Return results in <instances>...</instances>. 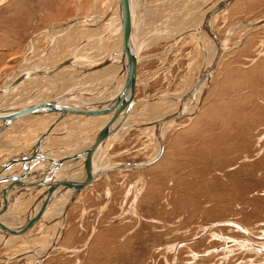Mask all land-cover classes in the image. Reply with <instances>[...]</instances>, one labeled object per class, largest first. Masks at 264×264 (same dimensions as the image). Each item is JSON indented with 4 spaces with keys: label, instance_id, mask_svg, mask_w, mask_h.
I'll return each mask as SVG.
<instances>
[{
    "label": "rangeland",
    "instance_id": "1",
    "mask_svg": "<svg viewBox=\"0 0 264 264\" xmlns=\"http://www.w3.org/2000/svg\"><path fill=\"white\" fill-rule=\"evenodd\" d=\"M211 1L145 0L143 10L153 22L151 36L162 38L142 47L136 58L126 123L120 131L125 132L103 154L109 165L142 162L154 156L158 144L155 128L150 132L139 126H148L152 119L177 110L181 98L208 68L205 63L211 62L217 48L213 40L204 34L175 39L199 28ZM111 4L117 5L113 0H0V88L9 85L11 75L19 73L23 79L0 97V105L20 102L25 96L21 103L28 102L29 82L33 80L28 81L23 70L35 66L25 49L30 36L49 25V29H60L75 17L77 21L92 17ZM189 15L194 18H186ZM260 17H264V0H236L215 19L211 30L227 47L193 107L195 116L181 117L165 129L163 153L153 165L109 170L75 190L79 192L69 200L62 238L41 264H264V23L253 27L244 24ZM78 32L75 29L60 43L52 44L58 58L52 56L48 61L65 60L62 50L71 44L67 54L82 47L84 41L77 39ZM165 32L168 35H162ZM46 36L41 35L42 39L32 45L35 51L41 50L36 55L39 58L51 41ZM80 81L68 84L69 92L64 86L63 92L69 96L77 93ZM39 115L43 117L38 119L35 114L11 121L3 141L0 135V144L8 145L6 151L25 154L32 149L31 141L38 149L47 145L54 137L45 138L44 134L39 142L34 136L39 125L51 127L61 121L82 125L80 119L69 122L48 112ZM87 124L82 125V133L94 130L93 124ZM3 152L0 149V165L5 159ZM20 205L21 201L14 215H24ZM32 208L25 212L29 215ZM47 208L38 207L35 214L11 226L10 233L23 238L19 240L23 245L1 249L0 264H31L32 258L42 255L40 251L44 252L56 233L55 216L41 212ZM42 216H47L46 222Z\"/></svg>",
    "mask_w": 264,
    "mask_h": 264
},
{
    "label": "bare ground",
    "instance_id": "2",
    "mask_svg": "<svg viewBox=\"0 0 264 264\" xmlns=\"http://www.w3.org/2000/svg\"><path fill=\"white\" fill-rule=\"evenodd\" d=\"M226 1L228 0H217L216 2L215 0H213V2L211 1L212 4H209L208 7L210 6L212 7L206 12L204 20L202 23H200L199 28L197 27V29L195 30H190L189 32H183L181 35L178 34V36L176 35L177 38L175 40L181 39L190 34H195L196 37L204 34L207 37H209L211 41L213 40L217 47L215 48L216 50L214 51L213 59H211V62H209L210 66H209V63L206 64L207 63L206 62L205 66L207 65L208 68L204 69V71L203 70L201 71V74L199 76V79H200L199 87L195 88V83H194L191 89L187 92L188 94L186 93L187 95L185 94L186 96L184 98H181V100L179 99L181 105L179 106V108H177V110H174L173 113L179 111L178 113L182 115L181 116L182 119L191 118L195 116L196 111L193 112V109H194L193 107L195 103L197 102V99H199L200 96L202 95L201 91L204 90V88L205 90L207 89L209 82L211 81V78H212L211 77L212 71L216 68L222 54L224 53L225 48L227 47L226 41L220 39L219 36H217L213 32V30H211V25L213 24V22L216 21L215 19L220 14H222L234 0H229L226 4H224V2ZM113 2L117 4V5L113 4L116 6L115 9L113 8V5L111 4V8H109L110 7L109 6L108 9H105V11L103 10V12L96 11L97 13L92 17H88V18L86 17L79 21H77V18L75 17L73 19L65 21L62 27L58 25L60 29H49L51 26L50 25L49 27L46 26L45 28H42L38 33L36 32V34H33L32 36H30V38L25 43L26 44L25 47H27L25 48L27 51L26 53L31 54L29 56L30 58L29 57L27 58L29 59L30 64L35 63L34 64L35 66L33 67L32 65L31 68H28L23 71L24 72L26 71L25 75L28 76L26 77L28 81L33 80V82L32 81L29 82L30 88L28 89V92H27L28 95L26 98L28 102L21 103V101L26 97L25 96L22 100H20V102H17L14 104L10 103L8 105H0V135H2L1 141H3L4 139L3 137L4 131L7 130L12 120H16L18 122L20 121L21 118L25 119L28 117H32L35 114L37 115V118L39 119V117L40 118L43 117L39 115V113H42V112L56 114L57 117L59 118H65L66 115L70 113L82 112V114L80 113L81 115L79 116H75V117L71 116L72 118L69 120H67L68 118L67 119L65 118V119L66 121H69V122L70 120L73 122H79V119H80L79 123L82 125L87 124V123L93 124L94 122L97 121L96 123L97 125L93 124L94 130L90 129L89 132H87V130L86 131L84 130L87 133L81 136L79 135L77 137H73L69 141L66 140L68 142L60 147L58 146V147L48 148V145L43 144L40 146L41 149L34 147L31 150L32 151L31 153L22 154L18 152L15 153V152L6 151L8 145H3V143L2 145L0 144V149L5 151L1 154L2 157L5 159L4 160L2 159L4 162H1L2 165H0L1 166L0 167L1 168L0 169V226H5L7 228V229H4L3 231L0 229V250L6 249V248L9 250L11 248L16 249L17 246L22 244L19 242V240H23V238L20 239L21 237L18 234L8 233V231L10 232L11 226H13L18 221H21L23 219L30 217L31 213L35 211L38 207L54 206L53 208H55V210H53L50 217L54 218L55 216V220L54 219L52 220H54V224H56V233L52 241L54 243L53 248L49 250L48 252L50 253L55 247L58 246L62 238L64 227L66 224L65 219L67 215L68 204H69L71 195L73 194V193L71 194V191L68 189V187L64 185H66L67 182L69 183V185L76 184L77 186L75 189L77 190L83 186H87L90 183H92L98 176H100V174L101 175H103V173L107 174V171L109 170L114 171V170H123V169L147 168L151 166V164L153 165L162 156L163 146H164L163 145L164 143L163 134H164L165 129L170 125L173 126V124H175L178 121V119L176 120L171 119V120L163 121L162 120L163 115H162L154 120L152 119L151 121L147 122V124L149 125L145 127H148V128L142 127V125L139 126L140 129L143 131H146L144 129H147V130L149 129L150 131L152 130V127L155 128L156 142L158 144H157L156 152L154 156L152 157V159L147 160L151 162L153 161L148 166H142L141 164H138L137 167H133V168L126 166L131 163H141V162H131V163L115 162V164L109 165L110 162L107 163L108 159L107 158L105 159L103 156V154L105 153V150L108 147L110 148L111 145L114 143V141L120 139L119 137H121L124 134L125 131L123 133L120 131L123 129L122 124L123 126H125L124 123H126L125 114H122L123 116H120L119 120L116 121L117 125L115 127L114 133L112 135L110 134L106 141H101L98 143L95 150L92 152L90 159L82 157V154H84L82 152L87 151V148L90 147V145L92 144L96 131L99 130L102 126L109 123L115 114L113 110L99 111L95 109L93 110V107L99 108L100 105L114 104L116 102L117 96H119L123 88L126 87L127 77H126L125 65H126V61L131 58V55H130L131 46H133V51H134V55H133L134 64L132 66V70H133L135 68L136 58L140 54L139 52L142 49V47L145 48L150 43L154 44V42L162 38L160 37V35L151 36L154 34V33L151 34L152 33L151 24H153V22L149 21L150 19L149 20L147 19L148 12L143 10L144 8L143 5H145V0H124V1L123 0H113ZM127 5H128L127 14H129L127 15V17H130V20H131L130 21V24H131L130 32L128 33H126V23L123 22L124 16L122 14L124 12V9L127 7ZM213 8H218L219 10H216V13L207 22L208 30H210V32H208L207 28H205L203 24L205 23L206 19L208 18L207 17L208 14L211 12ZM186 18H194V17H191V15H189ZM263 23H264V17L257 19L255 21L249 22V23H244V24H247V26L249 27H253V26L261 25ZM116 28L118 30H116ZM75 29L79 31L77 39L79 40L80 38H82L84 41L82 47H80L81 49L76 48V50L74 51L71 50L72 52L71 54L70 52L67 54L68 50L71 48L70 46H72L71 44L70 46L66 47V50L65 49L62 50V52H64L67 56L65 57V60L61 61L57 59L55 61L53 60L54 62L53 61L49 62L48 59H50V57L52 56H54V58H58V54L53 55V52L54 51L56 52L57 48L52 47V44L54 43L56 44V41L60 43L59 40L61 38H63L64 40L70 35V32L72 33ZM82 29H85L84 32L82 31ZM166 32L162 33V35L164 36L168 35L172 31H169L168 34ZM43 34L47 35L46 37L49 38L51 41H49L50 44L45 50H43L44 48L42 49L43 53L41 52L42 54L40 55V58H39L36 55L41 50L35 51L34 50L35 47L32 45L35 44L36 40H38L39 37H41V35L43 36ZM100 36H102V38ZM173 36L175 35L172 34L171 37ZM118 39H121V40L118 41ZM52 40H53V43H52ZM63 40H61V44ZM59 53L61 56L62 53L60 51ZM23 62L24 61L22 59L21 63ZM16 69L14 70V72L16 71ZM34 71L35 73H33ZM11 76L9 77V81H8L10 82L9 85L4 88H0V97H2L5 93H7L9 89L11 88V86L15 84L18 80L19 81L23 80L21 79L22 76H19V73L17 76H15L16 78L15 77L11 78ZM39 76H41L42 78V79L40 78L41 81L38 80ZM79 80L82 81V82L80 81L82 85L78 84L79 85L78 86L77 83L74 84L79 87V88H75L76 91H78L77 93L73 94V92L70 91L71 95L72 94L73 95L69 96L70 93H68L69 94L68 95L63 92L64 86L66 87L68 84L74 81H79ZM131 80H129L130 83H131ZM58 86H60V88ZM60 89L61 90L63 89L62 90L63 93L59 92ZM16 90H17V87H16ZM16 90L14 91L18 92V90L17 91ZM22 90H25V87ZM66 90H67V87H66ZM57 92L60 93L61 95L63 94L65 95L58 97L59 94ZM79 93L87 94L86 95L87 97L85 98V96L79 95ZM50 94L53 95L54 97L50 96ZM7 95L9 94H6L5 96L7 97ZM55 96L57 97L55 98ZM156 98H158V96ZM54 99L58 100L57 101L58 103L56 105L54 103H51L50 105L51 109L49 111H47V109L44 107L42 111L35 110V111L28 112V113H22V114L17 113L18 108L20 107H25V106L27 107L31 105L33 106V105L40 104V103L43 104L45 102H49L50 100H54ZM85 102H87V104ZM186 102L187 104H185ZM64 104L68 105L67 111L54 108L57 106L62 107ZM87 108H89V110ZM51 111H54V112H51ZM75 124L74 126H70V124L68 125L65 123L63 130L61 129L62 131L61 132L59 131L60 133H54L51 136L54 138H59L60 136H63V135L65 136L66 134H67V137L69 135L75 136V134L79 132H81L82 134L81 129H83V126L79 125L78 127H76ZM69 126H70V129L74 128L70 132H68L69 129L67 130ZM12 131L13 130H11V132ZM29 144H34V143L31 141L29 142ZM29 144L26 143L24 145H29ZM75 145L77 146L80 145L77 150H75L76 149ZM43 147H46V150H43ZM72 149H74L75 151L72 152ZM68 151H69V154L66 155L67 154L66 152ZM77 154L81 155L80 159L76 158ZM90 160L92 161V165L89 169L91 173H95V174H92V178L88 183L83 184L82 181H83V176L85 174H81V173L83 172L85 173L86 168H87L85 164ZM25 161L29 162L28 166L25 165ZM147 161L145 160L142 162H147ZM40 164H44L48 166L49 168L43 172L39 171L37 167ZM61 164H65L66 166L62 168L59 166ZM17 167H19V169L16 170L13 174H11L15 169H17ZM69 173H71V175H69ZM68 177H71V178L74 177L78 180L69 179ZM34 178H41V179L40 181H38V183H36L33 180ZM18 182L20 183L18 184ZM20 185L21 186L25 185V186L19 187ZM42 186H45V188ZM32 190H37L42 195L45 194L46 191L48 190H50V193L51 191H56L55 192L56 196H57V193L58 195L59 194L60 195L58 196V199H56L55 197H51V196L49 197L41 196L39 198H35L31 194L24 195L28 191H32ZM23 195L25 198H30V199L23 200L22 199ZM5 198H7L6 199L7 201L5 200ZM20 201L22 204V206L20 205V207H23V210H24L23 216L22 214H16V215L13 214L14 207ZM29 206L33 207L34 209L32 208L33 211L30 210L31 212H29V215H28L25 212V209L27 208L29 209L30 208ZM46 217L47 216H42V222L44 221L46 222L47 220ZM29 244L32 245V243L30 242ZM31 249H32V246H31ZM37 259L38 257L36 259L35 258L34 259L32 258V260L30 259L32 261L31 264H41L42 259H38V260Z\"/></svg>",
    "mask_w": 264,
    "mask_h": 264
},
{
    "label": "water",
    "instance_id": "3",
    "mask_svg": "<svg viewBox=\"0 0 264 264\" xmlns=\"http://www.w3.org/2000/svg\"><path fill=\"white\" fill-rule=\"evenodd\" d=\"M228 1L224 2V4H226ZM127 9H128V5L124 9V12L122 13L123 16H124L123 17V22L126 23V33L130 32V27H131L130 17H127V15H129V14H127ZM216 10H219V9L218 8H213L211 10V12L207 16L208 18L206 19L205 23L203 24L204 27L207 28L208 32H210V30H208L207 22L216 13ZM130 49H131L130 50L131 58L126 61V65H125V67H126V77H127L126 87L123 88V90L121 91L119 96H117L116 102L114 104L100 105L99 108L98 107L97 108L93 107V110L95 109V110H99V111H108V110L111 111V110H113L115 114H114L113 118L111 119V121L109 123H107L106 125L102 126L99 130L96 131L94 139L92 141V144L90 145V147L87 148V151H83L82 152V153H84V154H82L83 158L90 159V156L92 155V152L95 150V148L98 145V143L101 142V141H106L108 139L109 135L110 134L112 135L114 133L115 127L117 125L116 121L119 120V117L123 116L122 114H125L126 111H127V108H128V106L130 104L131 94H132L131 83L129 82V80H131L132 77H133L132 66L134 64L133 46H131ZM199 82H200V79L198 78V80L195 83V88L199 87V85H200ZM204 90H205V88H204ZM204 90H203V92H204ZM57 101L58 100L54 99V100H50L49 102H45L43 104L40 103V104H36V105H33V106L31 105V106H27V107L26 106L25 107H20V108H18V112L17 113L18 114H22V113H28V112H31V111H35V110L42 111L44 107L47 109V111H49L51 109V106H50L51 103H54L56 105L58 103ZM58 107H60V106H57V107H54V108H57V109H60V110H63V111H67L68 110V105L67 104H64L60 108H58ZM87 109L89 110V108H87ZM178 112H175V113L170 114V115L169 114L168 115H163L162 120L165 121V120H171V119H173V120L179 119V118H181L182 115H180ZM76 158L80 159L81 155L77 154ZM152 162L151 161H147V162H141V163H131V164H128L126 166H129L131 168L137 167L138 164H141L142 166H148ZM28 164H29V162L25 161V165L28 166ZM91 165H92V161L91 160L88 161L85 164V166L87 168H86V171H85V175L83 176V181H82L83 184L88 183L91 180V178H92V174H95V173H91V171L89 169L91 167ZM19 183L20 182H18V184ZM64 186L68 187V189L71 191V194H72L76 190L75 188H76L77 185L76 184L69 185V183L67 182V184L64 185ZM70 186H72V187H70ZM0 229L3 231L4 229H7V228L5 226H0ZM53 245H54L53 242H51L49 245H46L44 252L40 253V254H43V255L38 257V259L45 258L46 255L48 254L49 250H51L53 248Z\"/></svg>",
    "mask_w": 264,
    "mask_h": 264
},
{
    "label": "crops",
    "instance_id": "4",
    "mask_svg": "<svg viewBox=\"0 0 264 264\" xmlns=\"http://www.w3.org/2000/svg\"><path fill=\"white\" fill-rule=\"evenodd\" d=\"M236 0H234V2H235ZM234 2H232V3H234ZM232 3L230 4V6L232 5ZM229 7V6H228ZM261 18V17H260ZM59 124H61V125H59ZM65 125V123L63 122V121H61V122H59L58 124H56L55 126H52V127H45L43 124L40 126H38V131L34 134V136H36V138H38L37 140L39 141L40 139H42L41 137L44 135L45 136V138H48L49 136H51L52 134H54V133H59V131L63 128V126ZM69 129V131H70V128H68ZM81 130H83V129H81ZM86 133V132H85ZM85 133H82L81 134V132H79V133H76L75 134V136H81V135H83V134H85ZM63 137H65V138H63ZM40 138V139H39ZM63 138V139H62ZM68 138V139H67ZM70 138H72V135L70 136H68L67 137V134L64 136H60L59 138H49L48 139V141H47V145H48V148H50V147H60V146H62V145H64V144H66L69 140H71ZM57 140V141H56ZM66 140H68V141H66ZM41 141V140H40ZM39 141V142H40ZM21 143H22V141H21ZM40 144V143H39ZM37 146H38V144L36 143V144H33V146H31V148L33 149L34 147L35 148H37ZM80 145H75V147H76V149L75 150H77L78 149V147H79ZM31 149V150H32ZM74 149H72V152H74L75 151ZM24 152V151H23ZM28 152V151H27ZM26 152V153H27ZM32 151H30V152H28V153H31ZM67 153V154H66ZM65 154L66 155H68L69 154V151L68 152H66ZM51 158H53V157H51ZM60 167H62V168H64L66 165L65 164H61V165H59ZM49 167L48 166H46V165H44V164H40V165H38V167H37V169H39V171H45V170H47ZM19 169V167H17V169H15L11 174H13L16 170H18ZM69 175H71V173H69ZM40 179L41 178H34L33 180H35V181H40ZM2 183V182H1ZM44 188H45V186H43ZM81 191V190H80ZM35 192H37V193H39L37 190L35 191ZM56 192V191H55ZM54 191L52 192L51 191V195H53V196H56V193H55ZM79 192V190L78 191H76V192H74L73 194H75V193H78ZM47 193H50V190H48V191H46V193L45 194H47ZM52 193H55V194H52ZM40 194V193H39ZM38 194V195H39ZM31 195H34L33 193L31 194ZM59 196V195H58ZM58 196H57V199H58ZM23 198H25V197H23ZM22 198V199H23ZM71 198H72V196H71ZM7 198H5V200H6ZM7 201V200H6ZM22 201V200H21ZM19 205V203L18 204H16V206L15 207H17ZM15 207H14V209H15ZM52 207H54V206H50V207H48L47 209H45V210H40L41 212H43V213H52L53 212V210H54V208H52ZM14 209H13V212H15L14 211ZM27 211H28V209H27ZM36 213V211L34 212V213H31V215L32 214H35ZM67 216V215H66ZM29 223V222H28ZM28 223H25V224H23L25 227H26V225L28 224ZM24 227V228H25ZM9 232V231H8ZM10 233V232H9ZM11 233H12V231H11ZM7 249V248H6Z\"/></svg>",
    "mask_w": 264,
    "mask_h": 264
},
{
    "label": "flooded vegetation",
    "instance_id": "5",
    "mask_svg": "<svg viewBox=\"0 0 264 264\" xmlns=\"http://www.w3.org/2000/svg\"><path fill=\"white\" fill-rule=\"evenodd\" d=\"M35 181V180H34ZM36 183H38V181H35ZM25 185H20L19 187H24ZM43 187V186H42ZM36 190H32V191H28L27 193H25L24 195H26V194H31L32 192H35ZM23 195V196H24ZM22 196V195H21ZM35 198L36 197H41L42 196V194H39L38 196H35V195H33ZM43 196H46V197H49V196H51V193H47V194H44Z\"/></svg>",
    "mask_w": 264,
    "mask_h": 264
}]
</instances>
